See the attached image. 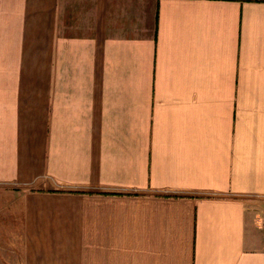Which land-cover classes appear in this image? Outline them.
<instances>
[{
    "label": "crops",
    "instance_id": "obj_1",
    "mask_svg": "<svg viewBox=\"0 0 264 264\" xmlns=\"http://www.w3.org/2000/svg\"><path fill=\"white\" fill-rule=\"evenodd\" d=\"M0 264H264V0H0Z\"/></svg>",
    "mask_w": 264,
    "mask_h": 264
}]
</instances>
